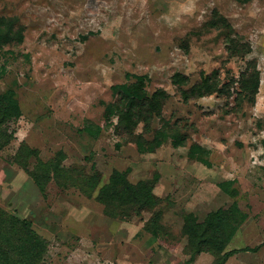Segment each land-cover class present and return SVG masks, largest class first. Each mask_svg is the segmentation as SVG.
<instances>
[{
	"label": "rangeland",
	"instance_id": "1",
	"mask_svg": "<svg viewBox=\"0 0 264 264\" xmlns=\"http://www.w3.org/2000/svg\"><path fill=\"white\" fill-rule=\"evenodd\" d=\"M232 38L249 43L245 59L257 61L254 103L244 98L233 108L236 83L227 98L213 93L184 101L181 90L201 74L217 70L221 83L238 78L245 63L227 58ZM175 73L186 83L174 84ZM138 78L147 94L167 93L144 137L168 138L152 152L117 134L110 108L119 86ZM7 89L21 115L0 150V206L48 240L43 264H211V253H184V217L202 221L234 201L246 218L225 249H257L224 264H264V0H0V92ZM143 127L138 123L135 133ZM170 135L185 141L173 146ZM22 141L43 161L95 174L99 185L114 169L131 182L158 174L153 192L163 229L144 230L149 212L130 221L104 215L94 196L58 185L52 172L42 193L30 174L35 159L25 167L16 160ZM193 144L202 155L189 154ZM225 181L236 196L223 190Z\"/></svg>",
	"mask_w": 264,
	"mask_h": 264
},
{
	"label": "trees",
	"instance_id": "2",
	"mask_svg": "<svg viewBox=\"0 0 264 264\" xmlns=\"http://www.w3.org/2000/svg\"><path fill=\"white\" fill-rule=\"evenodd\" d=\"M218 21L226 28L229 24L218 13H215ZM227 58L239 57L245 66L240 71L238 78L229 77V81L221 83L220 72L213 70L210 74H201L200 80L188 89H182L183 100L191 97H201L216 93L229 96V85L237 84L235 108H239L244 98L254 103L255 95L260 82V71L255 59H245L250 52V45L240 38L230 39L225 48ZM174 84H185L186 76L175 73L172 76ZM144 81L138 78L136 81L120 85L117 99L111 104V109L118 116L115 131L121 137L127 136L135 143L140 152H152L156 147L168 138L164 133L154 134L149 140L144 135L149 134L154 117L162 114L166 91L157 88L152 94H147L144 89ZM21 110L13 90L7 89L0 92V150L14 138L15 129L11 125L19 118ZM138 123L143 124L141 133H135ZM156 132V131H155ZM172 137L171 144L178 146L185 141V137L177 139ZM204 149L197 144L189 148V154L199 153ZM30 158L35 159V165L30 174L44 193L46 181L50 173L57 178L60 186H74L84 195L94 196L97 202L103 205L104 215L121 221H130L135 216H142L143 212H149L150 217L144 223V230L156 235L163 228L160 224L162 210L159 209L160 197L154 194L153 188L158 180V174L152 179H140L131 182L126 171L112 170L108 179L99 185L98 177L87 175L74 168H66L60 164L59 159L43 161L39 157V151L30 147L24 141L19 145L16 160L19 165L25 167ZM199 159L205 162L204 159ZM96 176V177H95ZM231 181L221 183L223 190L232 197L237 195L234 188L229 187ZM246 214L234 201L228 207H220L206 214L202 221L188 213L184 217L182 234L187 237L183 247L185 254L193 258L201 252L214 255L211 264H224L229 257L240 251H255L257 247H241L226 250L231 238L244 222ZM49 242L35 231L30 220L20 218L12 212L0 206V264H43L44 256L48 250Z\"/></svg>",
	"mask_w": 264,
	"mask_h": 264
}]
</instances>
